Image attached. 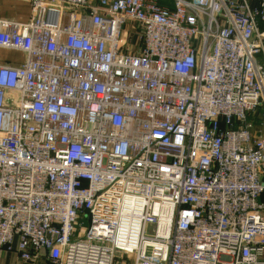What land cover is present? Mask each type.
Masks as SVG:
<instances>
[{
	"label": "built area",
	"instance_id": "2783aa9c",
	"mask_svg": "<svg viewBox=\"0 0 264 264\" xmlns=\"http://www.w3.org/2000/svg\"><path fill=\"white\" fill-rule=\"evenodd\" d=\"M30 6L0 17V253L264 264V0Z\"/></svg>",
	"mask_w": 264,
	"mask_h": 264
},
{
	"label": "crops",
	"instance_id": "0c3cea01",
	"mask_svg": "<svg viewBox=\"0 0 264 264\" xmlns=\"http://www.w3.org/2000/svg\"><path fill=\"white\" fill-rule=\"evenodd\" d=\"M0 17L17 21L28 22L31 19V6L30 0H0ZM0 57L7 58L6 61H10L11 58L20 57L18 54L0 52ZM10 58V60H8ZM10 62H13L12 60ZM0 264H28L23 261L20 256L14 252H2L0 253ZM41 264H49L45 260L41 261Z\"/></svg>",
	"mask_w": 264,
	"mask_h": 264
},
{
	"label": "rangeland",
	"instance_id": "374dc122",
	"mask_svg": "<svg viewBox=\"0 0 264 264\" xmlns=\"http://www.w3.org/2000/svg\"><path fill=\"white\" fill-rule=\"evenodd\" d=\"M1 58H3V57H1ZM3 59H7V58H3ZM21 59H22V56L11 58L12 61H20ZM8 60H10V58H8ZM85 225L88 226V222H86Z\"/></svg>",
	"mask_w": 264,
	"mask_h": 264
}]
</instances>
